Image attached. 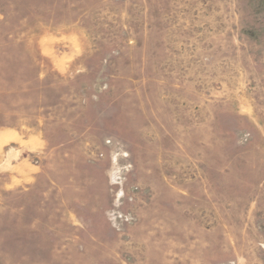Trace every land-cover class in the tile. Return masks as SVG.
<instances>
[{
  "label": "rangeland",
  "instance_id": "obj_1",
  "mask_svg": "<svg viewBox=\"0 0 264 264\" xmlns=\"http://www.w3.org/2000/svg\"><path fill=\"white\" fill-rule=\"evenodd\" d=\"M0 264H264V0H0Z\"/></svg>",
  "mask_w": 264,
  "mask_h": 264
}]
</instances>
